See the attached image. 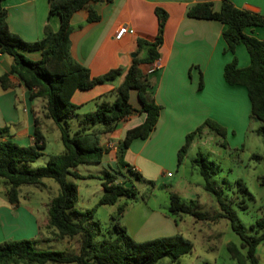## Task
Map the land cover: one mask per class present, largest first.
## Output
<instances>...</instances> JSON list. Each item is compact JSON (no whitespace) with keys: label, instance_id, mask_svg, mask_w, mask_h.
Masks as SVG:
<instances>
[{"label":"trees","instance_id":"trees-1","mask_svg":"<svg viewBox=\"0 0 264 264\" xmlns=\"http://www.w3.org/2000/svg\"><path fill=\"white\" fill-rule=\"evenodd\" d=\"M98 0H48V14L59 15L60 24L52 30L49 24L43 28V37L35 41H26L19 34L9 30L6 23V10L0 4V52L11 57L9 74L15 75L29 91V98L44 99L45 115L58 127L59 139L63 150L48 154L45 163L30 168L29 163L43 154L44 136L35 119L34 143L19 145L9 134V127H0V178L5 183V198L13 205L19 202V188L25 185L44 187V179H52L58 185V193L46 204L47 222L44 228L49 230L52 239L65 237L78 238V250L66 254L59 250H38L34 239H7L0 243V264H155L165 258L177 262L179 257L192 251V243L180 234L169 237H154L135 240L120 223L126 202L119 203L120 198H130L137 194L133 184L125 185L118 180V175L125 177L122 169L139 178L141 174L133 170L124 155L131 141L146 138L155 128L160 106L151 93L152 83L139 68L141 63H152L159 57L162 27L165 19L163 10L156 8L159 17L158 35L153 41L138 39L139 47L145 48V57H134L123 76L121 83L109 93L98 97L95 108L78 118V128L69 131L67 118L76 116L79 105L72 102L75 90H87L97 84L111 81L122 72L120 68L92 76L89 69L74 59L69 50V34L72 31L70 18L72 14L86 8L89 2ZM211 2H198L187 10V15L194 18L216 19L226 25L222 32L227 50L234 53L238 44H243L249 54L250 62L246 67L237 66V58L225 64L223 77L228 84L243 85L250 100V117L260 122L256 132L264 139V38H258L246 32L248 27H264V14L234 6L230 0H221L220 10L214 11ZM87 20L99 19L98 14L88 8ZM38 50L40 57L31 59L23 51ZM0 76L2 88H7L6 77ZM201 86V83L200 85ZM135 90L140 107L130 103V91ZM137 112H144L142 123L126 130L119 141L115 153L116 170L104 173L101 186L103 192L97 205L117 204L110 215L111 228L108 235L97 241L101 232L99 225L93 221L95 209L78 211L74 208L78 199V189L68 176L83 178L74 171L79 164L100 163L106 148L100 143L101 136L115 129L118 122L128 119ZM203 128H209L224 137L225 129L212 119H205L201 125L185 136V142L177 152L180 164L192 140ZM198 173L205 180V189L217 196L223 212L219 213L230 220L231 228L239 235L240 245L228 242L226 249L233 264H259L257 246L264 241V217L256 222L261 232L249 234L241 223L236 221L233 210L220 200V190L210 182L215 163L200 152L191 160ZM92 175H87L90 177ZM261 183L264 184V178ZM241 185L240 182H238ZM243 190L246 188L243 186ZM242 208H246L243 205ZM168 212L172 216L190 214L197 218L204 214L182 201L175 192L169 193ZM39 226V233L41 232ZM210 264V263H206ZM216 264V263H212Z\"/></svg>","mask_w":264,"mask_h":264},{"label":"crops","instance_id":"crops-1","mask_svg":"<svg viewBox=\"0 0 264 264\" xmlns=\"http://www.w3.org/2000/svg\"><path fill=\"white\" fill-rule=\"evenodd\" d=\"M198 2H211L214 11L221 7V0H98L87 5L98 14V20H87V7L74 12L70 18L69 50L72 57L86 66L92 76L102 75L111 69L122 70L111 81L87 90H75L71 100L81 108L90 101L96 103L98 97L118 86L134 57L146 56V51L138 46L137 40L153 41L158 35L160 22L155 10L159 8L165 13L158 57L161 66L147 74L150 63L139 65L141 72L152 83L151 93L160 106L159 117L149 135L144 139H133L124 155L133 170L145 177L155 179L158 173L164 174L166 167H174L175 158L178 166L177 152L185 142L186 134L205 119L242 127L250 116L251 105L246 88L228 84L223 77L224 66L233 56L237 58L238 67L249 64L247 49L243 44H238L234 53L226 49L222 36L226 25L219 20L189 17L188 8ZM230 2L238 8L264 14V0ZM0 4L6 10L9 30L26 41L41 39L45 24H49L54 31L59 27V15L48 14V0H0ZM121 25L131 27L134 32L115 39L114 34ZM246 32L264 38V27H248ZM23 53L31 59L40 57L38 50ZM10 63V56L0 55V76L8 74V87L4 89L0 83V127L8 126L12 139L19 145L28 146L34 143L36 119L46 147L48 132L58 127L46 117L44 99L29 98V91L23 83L8 73ZM130 103L135 108L141 105L135 90L130 91ZM144 119L145 113L137 112L118 122L113 131L101 136L100 143L107 152L99 164L106 166L105 172H115L119 141L127 129ZM58 139L59 133H56L57 149ZM73 170L85 175L77 168ZM118 180L128 185L124 177L118 175ZM5 188L4 181L0 180V243L7 239H40L39 226L41 228L46 224L47 215L41 217L38 210L28 204L29 194L21 191L22 186L17 205L7 201ZM100 189L103 192L102 186ZM139 206H133L130 211L125 209L120 218V223L135 240L154 238L163 228L167 230L165 234L175 232L172 219L162 210L149 208L143 213Z\"/></svg>","mask_w":264,"mask_h":264},{"label":"rangeland","instance_id":"rangeland-1","mask_svg":"<svg viewBox=\"0 0 264 264\" xmlns=\"http://www.w3.org/2000/svg\"><path fill=\"white\" fill-rule=\"evenodd\" d=\"M142 49L145 50V48ZM94 104V101L88 102L77 109L76 116L66 119L70 133L78 128V118L92 111L95 108ZM216 122L225 129L224 137L209 128H203L201 133L193 139V143L183 157L184 160L177 166L175 158L174 167H166L164 174L158 173L155 179L144 175L137 178L122 169L125 177L128 178L127 184H133L138 192L130 198H120L117 204L126 202L125 209L128 211L133 206L138 207L139 205L143 213L148 212L149 208L162 210L172 219L175 232L165 234L167 230L163 228L156 237L180 234L193 245L192 251L179 257L177 262H170L165 258L155 264L234 263L226 245L228 242H233L239 246L240 238L231 228L230 220L219 215L223 210L217 196L205 189V180L192 165L191 160L197 152L202 153L208 161L215 163L210 182L220 190V200L233 210L236 221L241 223L249 234H255L256 231L261 232L256 225V222L264 217V184L261 183L264 178V139L256 132L260 122L250 116L242 123V127L238 124L229 126L225 122ZM56 133H59L56 128L48 132L46 147L42 149L43 154L29 163L30 168L42 166L48 154L61 152L59 145L62 143L58 139L57 149ZM76 168L78 172L85 175H82L83 178L68 176V180L74 182L78 189V199L74 207L78 211L95 209L93 221L94 225L101 227V233L97 236V241H100L104 235H108L107 230L111 228L110 215L117 206V204L97 205L102 194L100 188L106 166L99 163H83ZM167 172L170 174L167 175ZM88 173L92 176L87 177ZM0 180L3 179L0 178ZM44 182L46 184L42 188L25 185L21 189L22 192L29 194L28 204L38 210L41 217L47 215L46 203L58 193V185L55 181L47 178ZM243 186L246 191L242 189ZM170 192L177 193L182 201L203 213L204 217L197 218L185 213L170 215L168 212ZM243 205H246V208H242ZM43 226L41 227V238L34 240L36 249L59 250L66 254L77 252L79 245L77 237L55 240L50 238L52 235ZM44 236L48 238L45 239ZM256 251L259 264H264V241L257 246Z\"/></svg>","mask_w":264,"mask_h":264},{"label":"built area","instance_id":"built-area-1","mask_svg":"<svg viewBox=\"0 0 264 264\" xmlns=\"http://www.w3.org/2000/svg\"><path fill=\"white\" fill-rule=\"evenodd\" d=\"M134 30L131 27H128L127 25H121L117 31L114 34V38L115 39H120L121 37H123L125 34L127 33H133ZM1 55V52H0ZM161 66L160 64V60L157 58L155 59L152 63L149 64L148 68H147V74H150L154 71H156L157 69H159Z\"/></svg>","mask_w":264,"mask_h":264},{"label":"water","instance_id":"water-1","mask_svg":"<svg viewBox=\"0 0 264 264\" xmlns=\"http://www.w3.org/2000/svg\"><path fill=\"white\" fill-rule=\"evenodd\" d=\"M133 56H135V53H133Z\"/></svg>","mask_w":264,"mask_h":264}]
</instances>
